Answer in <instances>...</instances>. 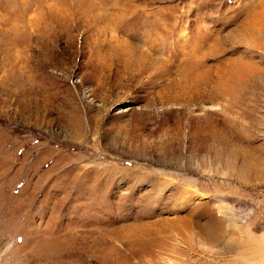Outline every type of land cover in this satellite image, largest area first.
<instances>
[{
  "label": "rangeland",
  "instance_id": "obj_1",
  "mask_svg": "<svg viewBox=\"0 0 264 264\" xmlns=\"http://www.w3.org/2000/svg\"><path fill=\"white\" fill-rule=\"evenodd\" d=\"M208 212L264 264V0H0V264H179Z\"/></svg>",
  "mask_w": 264,
  "mask_h": 264
},
{
  "label": "bare ground",
  "instance_id": "obj_2",
  "mask_svg": "<svg viewBox=\"0 0 264 264\" xmlns=\"http://www.w3.org/2000/svg\"><path fill=\"white\" fill-rule=\"evenodd\" d=\"M208 219L205 221L204 224H199V222L191 223L195 224L196 230L193 232L191 230V224L190 221H183L181 227V231H179L180 238L179 241L184 245L183 249L182 245L179 249V254L182 257L180 259L179 264H212L211 261H206V257L203 258L200 255L201 253L204 254L203 250H199L201 247L200 244L207 243L212 244L215 240L217 241L218 237L220 236L219 233H217V230L215 228L217 219L212 217V213H207ZM215 228V229H214ZM220 232V230H219ZM204 245V244H203ZM170 246L169 242L167 240H164L160 244V250H166ZM187 251H191L192 257H189L187 255ZM200 251V253L198 252ZM186 252V253H185ZM207 253V252H206ZM200 254V255H199ZM148 255L150 256V259L158 264L159 255L158 253H155L153 251H149ZM185 256V257H184ZM184 257V258H183Z\"/></svg>",
  "mask_w": 264,
  "mask_h": 264
}]
</instances>
